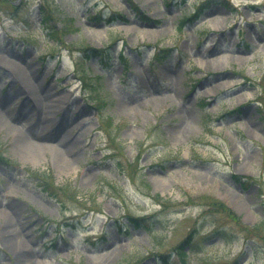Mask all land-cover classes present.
<instances>
[{"label":"rangeland","instance_id":"rangeland-1","mask_svg":"<svg viewBox=\"0 0 264 264\" xmlns=\"http://www.w3.org/2000/svg\"><path fill=\"white\" fill-rule=\"evenodd\" d=\"M130 1L140 18L129 0H0V264H264V234L211 205L264 219V0ZM20 72L56 99L33 107ZM59 122L69 162L18 144ZM133 215L147 226L114 225Z\"/></svg>","mask_w":264,"mask_h":264},{"label":"bare ground","instance_id":"bare-ground-1","mask_svg":"<svg viewBox=\"0 0 264 264\" xmlns=\"http://www.w3.org/2000/svg\"><path fill=\"white\" fill-rule=\"evenodd\" d=\"M21 86H22L21 87L22 91L24 93L33 96L32 99V101H34L33 107H37V108L45 107L48 103L56 99V96L49 92H47V94L45 95L40 94L38 92L37 83L34 81V76L30 73H28L26 76L24 75V78L21 81ZM26 100L29 102L28 96ZM6 114L7 116L12 115L10 111H7ZM45 120L46 119L43 118V121ZM61 129L62 132L60 134L55 133L51 137H49V139L43 136L39 140H36V139H31L30 135L28 136L27 134H24L22 135L24 138H22V140H19L18 144L22 146L21 147L22 149L27 150L29 152L33 151L34 149L45 148V146L49 148H53V151L58 155L56 157L61 156L60 158L62 159L65 157L64 162H69L70 157L68 158V154L69 153L71 154L74 149L73 140L75 139L71 140V132L67 131V128H65L63 125Z\"/></svg>","mask_w":264,"mask_h":264},{"label":"trees","instance_id":"trees-1","mask_svg":"<svg viewBox=\"0 0 264 264\" xmlns=\"http://www.w3.org/2000/svg\"><path fill=\"white\" fill-rule=\"evenodd\" d=\"M200 9V8H199ZM199 9L197 10V12H199ZM121 13H117V15H120ZM190 18V17H188ZM187 19V16L183 19L184 21ZM89 48L86 49V51H88ZM5 159V157L2 155V153H0V160ZM211 205L218 210L219 212H223L225 213V215L228 217L229 220H231V222H234L242 231L245 232V234L247 235L246 237L249 238H256V237H260L262 238V235L264 234V219H262L261 221L256 222L253 225H247L245 223H243L242 221H240L239 217H237V215L234 213V211H232L225 203H222L221 201H214L212 202L211 200ZM144 218L141 217H135V216H130V222L134 223L136 226L138 227H143L145 226V222H144ZM121 228H123L124 226L122 224H120ZM223 227V226H222ZM219 230H217V232L219 233V236L221 238H224L225 240H229L227 238L226 232L223 231L222 228H218ZM197 231L196 228L193 229V233ZM191 238V237H190ZM190 238L188 237L185 241L182 242L181 245H179V250L180 253L185 256L187 253L184 249V247H186V245H190L192 246V250H196V243L192 242L190 240ZM264 238V237H263ZM235 261L231 264H235Z\"/></svg>","mask_w":264,"mask_h":264}]
</instances>
